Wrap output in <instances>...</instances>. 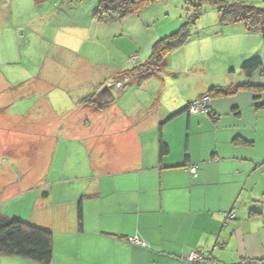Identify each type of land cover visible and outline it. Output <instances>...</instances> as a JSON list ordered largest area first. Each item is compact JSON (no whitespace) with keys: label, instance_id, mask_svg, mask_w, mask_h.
Here are the masks:
<instances>
[{"label":"crops","instance_id":"obj_1","mask_svg":"<svg viewBox=\"0 0 264 264\" xmlns=\"http://www.w3.org/2000/svg\"><path fill=\"white\" fill-rule=\"evenodd\" d=\"M61 1L0 0V155L11 158L0 169V206L14 202L27 212L29 224L52 234L50 264H188L184 256L198 249L206 252L200 264H264L260 31L248 32L241 22L223 26L209 6L217 14L196 26H205L207 34L198 30L173 51L180 53L173 62L184 63L173 70L174 78L163 79L171 69L164 74L162 69L138 84V74L131 73L124 89H116L114 82L129 70L119 65L110 75L100 44L108 35L121 36L123 22L99 23L87 12L85 31L93 30L88 35L94 47L82 52L59 45L60 30L53 24ZM168 1L153 3L136 19H152L153 7L166 8ZM224 1L254 5L255 0ZM163 22L157 39L178 28ZM50 23L58 53L42 49L33 60L36 71L28 63H2L10 54L23 56L13 28L35 24L30 33L41 36V48H47L39 31ZM256 61L261 70L246 76L242 67ZM175 78L180 81L172 84ZM240 85L253 89L213 96L211 116L182 112L169 119L211 88ZM89 95L92 103H82ZM110 96L108 106H95ZM160 142L167 148L161 157ZM189 165L197 166L196 177ZM38 188L46 194L33 193ZM230 212L233 221L226 220ZM131 237L147 247L130 244ZM19 262L40 264L0 257V264Z\"/></svg>","mask_w":264,"mask_h":264},{"label":"rangeland","instance_id":"obj_2","mask_svg":"<svg viewBox=\"0 0 264 264\" xmlns=\"http://www.w3.org/2000/svg\"><path fill=\"white\" fill-rule=\"evenodd\" d=\"M4 1V0H3ZM7 2L10 0H6ZM63 1V2H62ZM61 4H57L55 5V7L58 8V11L56 12V16H58L57 20L55 21V23L53 24L57 29L60 30L59 33V37L56 40V42L59 43V45L65 43V45L69 48H73V49H77L80 50L82 52H86V49L91 50L94 45H95V38L92 36V38L90 39L88 35L89 33L93 32V30H88L85 31L86 29V22L88 19H86L88 16H86V18L84 17V14L86 15L87 12H91L94 13L95 9V4L94 1H97V4L99 2V0H91V2L93 4L90 5V0H62ZM186 4V1L184 0H169L168 1V5L166 6V8H160V5H156V7H153V11L151 12V18L152 19H144L141 20L140 19H136L139 17H136L137 13L142 14V12H144L145 8L142 9L141 11L132 14L124 19H122L119 22L116 23H112V24H119L121 23L124 26V33L121 36H106L107 38H105V40L101 41L102 46L101 47L102 50L105 49L106 50V61L107 63H109V68L108 72L110 75H113V71L115 70V68H117L119 65H122V67H125V69L127 70H131L133 67H135V63L130 61V57L133 55H137L138 59L142 62L143 57L141 55H146L147 53L150 54V49L152 48V46L154 45V43L161 39L162 37L157 39L156 36V31H158V33H163L164 30L159 29V27L161 26V20L163 19L164 22L163 24H171L169 28H173L174 26H178V28L183 25L185 22H187V19L190 18V15L194 12L193 9H195V5L199 4V0H191V2L193 3V5L187 3L188 6H184L183 4ZM254 6L258 7V8H264V0H255L253 1ZM150 6V5H149ZM210 5L207 3H201V11L202 14L201 16L196 20V25L195 27L193 26L191 31L193 32L192 34H195V36L198 34V30L200 34H202L203 36L205 34H207L208 30H205V26H201V28L196 29V26L198 25L197 23H201L202 21H204L207 18H210V16H212L213 14H217L214 13L213 9H209ZM152 8V7H151ZM60 9V10H59ZM161 9V11L159 10ZM215 12H217L216 9H214ZM148 12V11H146ZM159 13L160 16H157L155 14ZM166 13V14H165ZM91 15V14H90ZM55 17V14H54ZM27 19V18H26ZM17 23H22V20H17L14 19ZM83 24V25H82ZM26 25V24H25ZM25 25H20L17 26L15 28H13L14 30H16V34L19 37L21 42H25L20 43L19 44V48H16L17 52L21 51L22 53V57H17L19 56V54H15V56H12V54L6 56V58L3 59L2 63L4 64H8V65H18V61L21 63H24L26 65V63H28V65L31 67V69H33L34 71H36V65L34 63V57H39L38 55L41 53V50L43 49L44 51H51V55L58 53L56 50V47L52 46V40L53 38V34H54V29L51 30V23L49 25L46 26V29L42 28V31H39V35H42L44 40V44L49 43V45H47V48H41L44 47L42 42L40 41V37H37L36 33H30L32 31L33 26L35 27V24H27ZM52 25V26H53ZM68 25H74V27L70 30H68L66 27H68ZM37 28H40L39 25L36 26ZM84 29V31H80ZM178 28H173L175 30L170 31L167 35L174 33L175 31H177ZM204 28V29H203ZM170 29H168L167 31H169ZM74 31V32H73ZM51 32V34H50ZM113 33V32H112ZM167 33V32H165ZM26 34V35H25ZM115 34V33H114ZM261 34V33H260ZM38 35V36H39ZM67 35V37H66ZM161 35V34H159ZM158 35V36H159ZM64 38H63V37ZM194 36V35H192ZM262 37V35H261ZM21 38H25V39H21ZM263 38V37H262ZM94 39V40H93ZM25 40V41H24ZM55 42V43H56ZM201 43V42H200ZM26 44V46H24ZM54 44V42H53ZM202 44V43H201ZM40 45V47H39ZM195 47V45L193 46ZM209 47L214 48L211 43L209 42ZM198 48V47H195ZM194 48V54L197 58V50ZM27 50H30V56H26V54L28 53ZM176 50V49H175ZM209 50V49H208ZM96 52L97 48L95 49ZM143 51V52H142ZM174 51V50H173ZM172 51V52H173ZM179 51H175L173 53H169L168 55H166L165 60L163 62V67H162V71L163 74L165 73L166 70L171 69L166 71V75H164L162 78L164 79V77L166 79L168 78H174L173 76V70L175 71V69H177L178 67H183L184 63H182V61L180 60L178 62V65L173 62L174 60V56L179 55L180 53H178ZM141 53V54H140ZM211 51L207 54L210 55ZM140 54V56H139ZM149 54L147 56V58L149 57ZM31 58V59H30ZM172 58V59H171ZM0 60H1V55H0ZM66 61V56H62V62ZM140 63V62H139ZM23 65V66H25ZM188 65V64H187ZM22 66V67H23ZM160 70V71H161ZM161 71V72H162ZM162 74V73H161ZM184 78V77H183ZM182 78V79H183ZM154 80H157V78H153ZM172 84H174V82H176V84L180 81L179 78H175L172 79ZM182 82V81H181ZM11 161V158L9 157L8 154L5 155H0V169L1 167H6L7 165H9ZM43 190L40 192V188H38L37 191H34L33 193L36 194H46V191L44 190V188H42ZM16 205H14V202H10V203H6L4 206H0V213L3 216L9 217V218H14V219H18L20 221L23 222H27V212L24 211V209L18 210L17 207H15ZM15 260V259H12ZM19 260V259H18ZM22 260V259H20ZM17 264H22L21 262L17 263Z\"/></svg>","mask_w":264,"mask_h":264},{"label":"trees","instance_id":"obj_3","mask_svg":"<svg viewBox=\"0 0 264 264\" xmlns=\"http://www.w3.org/2000/svg\"><path fill=\"white\" fill-rule=\"evenodd\" d=\"M157 1L159 0H99L93 17L99 23H116ZM185 1L193 5L191 0ZM202 2L209 4L217 10L221 25L224 26L241 22L245 25L248 32H253L258 29L264 38V8H258L254 5H247L241 2L227 3L224 0H199V4L195 5L194 12L187 19V22L181 25L174 33L164 36L154 43L149 58L145 63L138 65V57L137 55H133L136 56V60L132 61L136 64V67L125 72L123 76L114 82V84H119V87L116 89H124L130 78L128 74L137 73V76H139L137 79L138 84L145 81L151 75L157 74L164 66L163 62L166 55L182 47L192 35L195 36V34H192L191 29L193 26L195 27L196 20L202 14ZM259 70H261V62L259 61L242 67L243 73L248 77ZM242 89H253V87L250 85H240L233 89L214 87L207 94L212 99L213 96H224ZM261 89L263 87H259L258 91H261ZM90 99H92V95L83 98L81 101L82 103H92ZM111 100L112 97L110 96L105 103L100 104L98 100L97 103H94L97 108L103 109L111 103ZM188 105L184 109L171 115L169 119L182 112L188 113ZM166 149L164 143L160 142V157L166 153ZM77 221L78 227L81 229V201L77 206ZM0 257H20L40 264H50L52 259V234L32 224L0 215Z\"/></svg>","mask_w":264,"mask_h":264},{"label":"built area","instance_id":"obj_4","mask_svg":"<svg viewBox=\"0 0 264 264\" xmlns=\"http://www.w3.org/2000/svg\"><path fill=\"white\" fill-rule=\"evenodd\" d=\"M131 61L136 60V56L131 57ZM115 88L119 87V84H114ZM212 99L208 94H204L195 100L191 101L188 105V113L192 115H204V116H210L212 115ZM188 173L192 177L197 176V166L196 165H189L188 166ZM227 221H233L235 219L234 212H230L228 215H226ZM128 242L130 244L145 248L147 247L146 243L138 240L136 237L128 238ZM184 261L188 264H200L206 261V252L203 249H198L191 251L187 253L184 256Z\"/></svg>","mask_w":264,"mask_h":264},{"label":"water","instance_id":"obj_5","mask_svg":"<svg viewBox=\"0 0 264 264\" xmlns=\"http://www.w3.org/2000/svg\"><path fill=\"white\" fill-rule=\"evenodd\" d=\"M106 89V88H105Z\"/></svg>","mask_w":264,"mask_h":264}]
</instances>
